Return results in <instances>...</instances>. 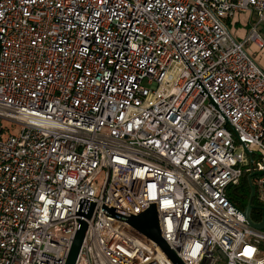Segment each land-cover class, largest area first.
<instances>
[{
	"label": "built area",
	"instance_id": "2783aa9c",
	"mask_svg": "<svg viewBox=\"0 0 264 264\" xmlns=\"http://www.w3.org/2000/svg\"><path fill=\"white\" fill-rule=\"evenodd\" d=\"M261 23L264 0H0V264H64L81 220L75 264H173L107 207L150 208L185 264H264L230 195L264 171Z\"/></svg>",
	"mask_w": 264,
	"mask_h": 264
},
{
	"label": "water",
	"instance_id": "95a60500",
	"mask_svg": "<svg viewBox=\"0 0 264 264\" xmlns=\"http://www.w3.org/2000/svg\"><path fill=\"white\" fill-rule=\"evenodd\" d=\"M234 41H235V39H234ZM211 103H213V102H211ZM213 105L216 107V105L214 103H213ZM245 150L248 151L246 147H245ZM248 153L251 155V152H248ZM253 174L262 175V174H264V171H255V172H251L248 175V187H249L248 200H247L245 207L243 208V210L241 212H242V215L244 216L245 220L247 221V223L251 227H254V228L259 229V230H264V208H261L263 216H262L260 221L253 220V218L251 216L252 209L256 208L252 204V199L255 195V187L251 183L250 177ZM89 207L90 208L85 213V216L87 218H89L91 216L92 210L94 208V203H90ZM236 208H237V210H239L238 207H236ZM107 209L112 215H119L120 217L125 218L126 221L129 224H131L134 228H136L137 230H139L140 232L145 234L148 238L153 240L160 247V249L166 254V256L171 260V262L173 264H185L180 259V257L176 254V252L169 247V245L162 238V236L159 233H157V231H155L154 223H153V219H152V213H151L150 208H148L144 212L139 213L138 215L127 214V213L121 211V209L118 210V209H114L111 207H107ZM86 228H87L86 221L81 220L80 226L76 230V232L73 236V239H72L70 248L68 250V254L66 256V260H65L64 264H75V262H77L76 259H77L79 250L82 246V241L84 238Z\"/></svg>",
	"mask_w": 264,
	"mask_h": 264
},
{
	"label": "rangeland",
	"instance_id": "374dc122",
	"mask_svg": "<svg viewBox=\"0 0 264 264\" xmlns=\"http://www.w3.org/2000/svg\"><path fill=\"white\" fill-rule=\"evenodd\" d=\"M248 18H249V14L247 13V15L246 14L239 15L238 18H236L234 21H232V24L230 25L231 34L234 35L236 38H240V36H242L245 33V31L248 29V27L246 26ZM258 28H259L261 34L264 36V23H261ZM240 32H241V34H239ZM247 50L253 56L256 63L259 66H261L262 69H264V49H258L253 43H249L247 46ZM4 125L9 127V130L11 133H16L19 131L18 126L11 125L10 123H4ZM7 134L8 133H5L3 135H7ZM99 178L101 180L103 178V174H101L99 176ZM230 195H231V197H235L236 199L245 203V205H246L248 197L246 199L243 196V192L241 191V189H236V193L230 194ZM252 201H254V199ZM254 203H255V201H254ZM262 255H264V253Z\"/></svg>",
	"mask_w": 264,
	"mask_h": 264
},
{
	"label": "trees",
	"instance_id": "16d2710c",
	"mask_svg": "<svg viewBox=\"0 0 264 264\" xmlns=\"http://www.w3.org/2000/svg\"><path fill=\"white\" fill-rule=\"evenodd\" d=\"M237 189H241V191L243 192V196L247 199L248 194H249V187L247 186V183H246L245 179H243L241 181L239 186H237ZM252 203H254V201H252ZM238 206L240 208H244L245 207V203L239 202ZM252 218L254 220H258V219H260V216L259 215H252Z\"/></svg>",
	"mask_w": 264,
	"mask_h": 264
},
{
	"label": "crops",
	"instance_id": "0c3cea01",
	"mask_svg": "<svg viewBox=\"0 0 264 264\" xmlns=\"http://www.w3.org/2000/svg\"><path fill=\"white\" fill-rule=\"evenodd\" d=\"M243 14H246L247 15V13H239V14H236L235 16H233V18L231 19V20H229L228 21V27H230V25L232 24V21H234L236 18H238L239 17V15H243ZM249 14V13H248ZM250 14H249V18H248V21H247V24H246V26L248 27L249 26V21H250ZM231 28V27H230ZM230 28H229V30H230ZM248 30V29H247ZM247 30L245 31V33L242 35V36H240V38H236L234 35V37L238 40V39H241L242 37H244L245 36V34H246V32H247ZM239 34H241V32L239 33Z\"/></svg>",
	"mask_w": 264,
	"mask_h": 264
},
{
	"label": "flooded vegetation",
	"instance_id": "af4514ba",
	"mask_svg": "<svg viewBox=\"0 0 264 264\" xmlns=\"http://www.w3.org/2000/svg\"><path fill=\"white\" fill-rule=\"evenodd\" d=\"M252 204H253L254 206H256L255 203H252ZM256 207H257V206H256ZM251 215H259L260 218H262V216H263L261 210H260L258 207L252 209Z\"/></svg>",
	"mask_w": 264,
	"mask_h": 264
},
{
	"label": "bare ground",
	"instance_id": "6f19581e",
	"mask_svg": "<svg viewBox=\"0 0 264 264\" xmlns=\"http://www.w3.org/2000/svg\"><path fill=\"white\" fill-rule=\"evenodd\" d=\"M253 200V199H252Z\"/></svg>",
	"mask_w": 264,
	"mask_h": 264
}]
</instances>
